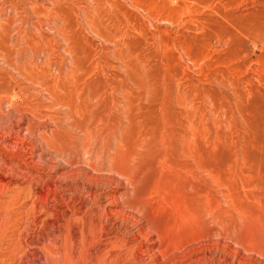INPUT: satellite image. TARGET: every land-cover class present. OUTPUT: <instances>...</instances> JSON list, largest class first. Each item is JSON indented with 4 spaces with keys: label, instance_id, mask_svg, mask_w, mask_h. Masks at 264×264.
Listing matches in <instances>:
<instances>
[{
    "label": "rangeland",
    "instance_id": "374dc122",
    "mask_svg": "<svg viewBox=\"0 0 264 264\" xmlns=\"http://www.w3.org/2000/svg\"><path fill=\"white\" fill-rule=\"evenodd\" d=\"M0 264H264V0H0Z\"/></svg>",
    "mask_w": 264,
    "mask_h": 264
}]
</instances>
